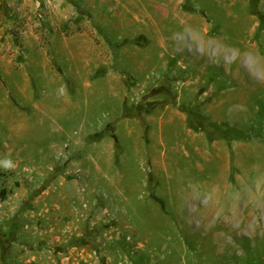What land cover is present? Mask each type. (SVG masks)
Instances as JSON below:
<instances>
[{
    "label": "rangeland",
    "instance_id": "rangeland-1",
    "mask_svg": "<svg viewBox=\"0 0 264 264\" xmlns=\"http://www.w3.org/2000/svg\"><path fill=\"white\" fill-rule=\"evenodd\" d=\"M0 222V264H264V0H0Z\"/></svg>",
    "mask_w": 264,
    "mask_h": 264
},
{
    "label": "trees",
    "instance_id": "trees-1",
    "mask_svg": "<svg viewBox=\"0 0 264 264\" xmlns=\"http://www.w3.org/2000/svg\"><path fill=\"white\" fill-rule=\"evenodd\" d=\"M182 110L188 115V126L195 131H205L210 142L218 137L231 142L234 139H249L252 136L240 126L231 125L227 121H213L207 115L192 109L188 104H185Z\"/></svg>",
    "mask_w": 264,
    "mask_h": 264
},
{
    "label": "flooded vegetation",
    "instance_id": "flooded-vegetation-1",
    "mask_svg": "<svg viewBox=\"0 0 264 264\" xmlns=\"http://www.w3.org/2000/svg\"><path fill=\"white\" fill-rule=\"evenodd\" d=\"M2 224L3 223L0 222V229L2 230V232H0V239L5 240V238H6L5 235L7 233H9L8 230H10L11 227H8L9 225H7V224H3V225ZM2 240H0V241H2Z\"/></svg>",
    "mask_w": 264,
    "mask_h": 264
},
{
    "label": "clouds",
    "instance_id": "clouds-1",
    "mask_svg": "<svg viewBox=\"0 0 264 264\" xmlns=\"http://www.w3.org/2000/svg\"><path fill=\"white\" fill-rule=\"evenodd\" d=\"M6 166H7V167H11V164H10V163H8V164H6Z\"/></svg>",
    "mask_w": 264,
    "mask_h": 264
}]
</instances>
